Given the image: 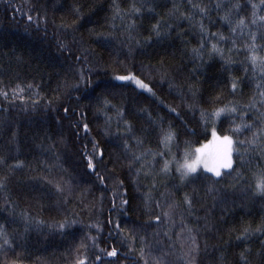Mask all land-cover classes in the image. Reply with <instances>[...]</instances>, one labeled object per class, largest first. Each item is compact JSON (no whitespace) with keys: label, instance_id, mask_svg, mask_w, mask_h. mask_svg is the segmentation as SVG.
<instances>
[{"label":"trees","instance_id":"16d2710c","mask_svg":"<svg viewBox=\"0 0 264 264\" xmlns=\"http://www.w3.org/2000/svg\"><path fill=\"white\" fill-rule=\"evenodd\" d=\"M133 6L140 12L131 14ZM117 9L123 19L113 20ZM261 16V0H0V90L8 94L0 95V264H244L242 254L248 264H264V194L255 191L253 175L264 169L260 147L243 162L233 151L236 170L221 169V177L200 169L182 183L175 163L208 143L214 130L232 136L236 148L237 139L264 127V72L253 69L247 47L256 33L264 55ZM242 17L246 27H236ZM202 43L197 56L192 50ZM80 69L90 84L65 88L77 83ZM129 73L154 95L115 79ZM17 86L23 91L14 97ZM225 107L237 110L212 115ZM235 124L254 127L237 137ZM169 127L176 133L170 151L160 143ZM93 142L103 150L94 163L104 183L87 168L85 149L91 153ZM148 150L151 174L137 176L141 164L129 168L128 161ZM159 152L163 157L153 159ZM164 160L174 161L171 171L157 175ZM57 183L71 184V194L58 192ZM121 199L129 201L123 210ZM173 202L171 218L153 219ZM63 221L69 226L61 230L56 225ZM187 228L196 237L191 255ZM113 248L117 255L110 257Z\"/></svg>","mask_w":264,"mask_h":264},{"label":"snow or ice","instance_id":"6c2138e0","mask_svg":"<svg viewBox=\"0 0 264 264\" xmlns=\"http://www.w3.org/2000/svg\"><path fill=\"white\" fill-rule=\"evenodd\" d=\"M261 5H264V0H261ZM194 8L199 7V11L202 14H207L206 8L204 7H200L199 5H193ZM220 5H217V8H219ZM235 8H239L240 5H234ZM252 8L255 10L257 8L256 4L252 5ZM140 12V8H137L135 6H133L132 9V13L131 14H136ZM253 16H256V12L253 11ZM117 17H119L120 19H123V15L119 12V9H117L116 14L113 16V20H115ZM40 17H37V21H39ZM222 19L228 21L229 23H231L230 19H229V14H226L224 17H222ZM259 19L261 21H264V16L259 17ZM28 21L31 23L33 21V17L31 15H28ZM253 24L256 23V20L253 19L252 21ZM63 27H67L66 25H62ZM113 27H115V24H113ZM133 27V24H129L127 25V28L129 30H131ZM236 27H240V28H244L246 27L245 24V20L244 18H240L237 21V25ZM236 27L232 28L233 33H235L236 31ZM154 30L156 31V34L159 35V24L154 25L153 26ZM203 25L201 24V31H203ZM213 37H215L217 34H212ZM221 40L224 39V37L221 35L219 37ZM251 39H252V43L251 45H248V51H249V56L248 59L253 67V69H257L259 68L261 72H264V55H258L257 53V45L255 43L256 39H257V35L256 33H251ZM60 47L66 48L67 45L64 43L60 44ZM203 48V43L201 44V48L200 49H193L192 51L197 55L200 56L201 55V50ZM211 49L213 52H217L220 53L222 50L220 48L217 47V44L213 43L211 46ZM82 51L86 52L87 49H83ZM81 58L77 57V61H79ZM84 59L86 60L87 57L85 56ZM91 71V69H89V72ZM78 76L79 79L77 81L76 84H65L64 87L67 89H71L73 91H79L80 90V84L83 83L86 86L90 84V81L87 80L86 76H85V72L83 69H80L78 72ZM116 80L118 81H133L138 87L146 90L149 93H152V89L149 87V85L147 83H145L143 80L139 79L138 77H136L134 74L129 73V75L127 76H116L115 77ZM97 87H99V85H96ZM237 82H233L232 83V88L233 90H235L237 88ZM29 87H31V85H29ZM17 91L22 92L23 89L20 88L19 86H17V89L13 90V96L15 97V95L17 94ZM154 95V93H152ZM0 95H3L5 99L8 98V94L6 92H4L3 90H0ZM262 96H264V93H261ZM21 99H23V97H21ZM79 99V98H77ZM110 102L105 99L103 101V105L106 106L108 105ZM236 108L235 107H225V108H218L216 109V111L214 113H212V115L214 117H219L221 113L223 112H236ZM65 113H68L69 108L65 107L64 109ZM170 111L175 112L176 109L175 108H171ZM202 115H204L202 113ZM127 123V122H126ZM84 127V131L85 133L88 132V124L85 123L83 125ZM254 127L253 124H235L234 128L232 129L233 134L236 135L237 137L239 136V134L242 131L245 130H251ZM128 130H131V125H128ZM163 135L161 136L160 139V143L164 148H168L170 151V145L172 144V142L175 140L176 138V133L171 129V127H169L168 130H163ZM213 140L209 141L207 145L202 146L201 148L196 149V153L198 154L194 159L190 158L188 156V154H185V159L183 160V162H178L176 161V173H178L179 175V179L182 183H187L190 181H194L199 175L200 173L198 172V168L200 166L201 163H203L204 168L208 171L214 174V176L216 177H221L222 176V171L221 169H230L232 171H235L236 169L234 168V162L232 159V152L235 151L236 155L239 156L241 158V162L244 161V156L245 153L249 150H254L257 147H260V151L262 153H264V147H261V138L264 137V127L258 128L252 135V137L250 139H246V140H239L237 139L235 141L236 145H238L239 147L233 148V137L229 136V135H224L222 138L218 137L216 135L215 130L213 131ZM141 141L139 139H137V144H140ZM213 145H222V151H218L217 155L219 157L218 162L213 164L211 167H209L208 163L204 160V157L206 155H208V153L205 152V149L211 148ZM124 148L125 150H129V145L127 142L124 143ZM241 149H243V151H241ZM86 152V159H87V168L92 170L93 172H96V164L94 163V161L99 158V159H103V150L99 149L98 144L96 142H93V146H92V152L88 153L87 149H85ZM150 152V150L144 152V153H133L131 156V159H129L128 164H129V168H132L135 164L140 163L141 167L136 169V175L139 176L141 174L142 171H144V174L147 176L149 174H151V168L150 165L147 161H145V156L148 155V153ZM161 156L163 157L164 153L163 152H159V153H152L153 159H155V156ZM174 161H169V160H164L163 166L161 167L159 173H157V175H163V176H167L170 171H171V164ZM20 162H17V166H19ZM225 175H230L231 172H227L224 173ZM97 175V179L100 180L101 183H104L105 181V177L102 176L99 172H96ZM254 179H255V191L260 193V194H264V169H261L258 173H254ZM3 178H0V181H2ZM155 179L156 177L153 176V188H155ZM123 182L121 181L119 183V186H122ZM56 189L58 192L60 193H65L67 192L69 195L72 192V186L71 184H66V185H61L59 183L56 184ZM213 188L212 186H209V192H212ZM161 196H164V193H161ZM151 202V195L150 194H145V203L146 205L149 204ZM129 203L128 200L126 199H121L120 202V206L119 209L123 210L124 207ZM183 203L185 205H187L188 209H191L193 206V198L191 195L189 194H185L184 196V200ZM155 206L156 208H161V201H156L155 202ZM176 203H169L167 205V210L162 211L159 214H156L153 219L157 222H159L161 220L162 217H164L165 219L171 218V216L173 215V210L176 207ZM113 208H116V204H115V200L113 201ZM72 223H75V221H72ZM109 223H111V220H109ZM59 229H64L65 227L69 226L68 221H63V222H59L56 225ZM95 227H97V229H99V224L95 225ZM187 227V226H185ZM116 229L118 231H121L120 229V225L119 223L116 224ZM131 231V230H130ZM188 233L190 234V241H191V247L189 249V255H191L192 252H195L197 250V244H196V237L194 235H191L192 233V229L191 228H187ZM247 229H245V233H247ZM132 237L134 239L135 237V233L134 231L131 232ZM167 234V233H166ZM0 236H4V231H3V225H0ZM89 239H91L93 242H95V237H89ZM143 237L141 238V241L143 242ZM5 244L8 243V241L5 239L4 241ZM103 251V250H101ZM141 256L143 257L144 255V247H141ZM108 256H116L117 255V249L113 248L111 251H109L107 253ZM101 259L100 256H97V260ZM242 260L244 261V264H248L247 262V258L242 254ZM77 264H85L84 259H80L77 261ZM158 264H160V262L158 261Z\"/></svg>","mask_w":264,"mask_h":264},{"label":"rangeland","instance_id":"374dc122","mask_svg":"<svg viewBox=\"0 0 264 264\" xmlns=\"http://www.w3.org/2000/svg\"><path fill=\"white\" fill-rule=\"evenodd\" d=\"M212 140H213V138H212L210 141H212ZM208 142H209V141H208ZM207 144H208V143H206L205 145H207ZM222 148H223L222 145H213L211 148L205 149V152L208 153V155H206V156L204 157V160L208 163L209 167H211L213 164H215V163L218 162L219 157H218V155H217V152H218V151H222ZM186 154H188V156H189L190 158H192V159H194V158L198 155V154L196 153V150H195L194 152H191V154H190V153H186ZM184 159H185V156H184L183 160H184ZM183 160H182V162H183ZM182 162H181V163H182ZM200 169H203L202 171H206V172H208V171L204 168L203 163L200 164L198 170H200ZM209 173H211V172H209ZM211 174H213V173H211ZM213 175H214V174H213Z\"/></svg>","mask_w":264,"mask_h":264}]
</instances>
